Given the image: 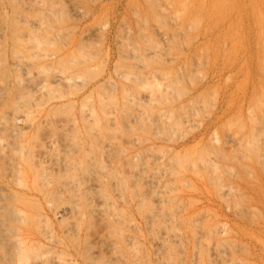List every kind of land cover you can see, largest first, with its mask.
Wrapping results in <instances>:
<instances>
[{"label": "rangeland", "instance_id": "374dc122", "mask_svg": "<svg viewBox=\"0 0 264 264\" xmlns=\"http://www.w3.org/2000/svg\"><path fill=\"white\" fill-rule=\"evenodd\" d=\"M0 196V264H264V0H0Z\"/></svg>", "mask_w": 264, "mask_h": 264}, {"label": "bare ground", "instance_id": "6f19581e", "mask_svg": "<svg viewBox=\"0 0 264 264\" xmlns=\"http://www.w3.org/2000/svg\"><path fill=\"white\" fill-rule=\"evenodd\" d=\"M32 41H33V40H32ZM34 42H35V41H34ZM16 52H17V51H16ZM14 53H15V51H14ZM16 54H18V53H16ZM18 55H19V54H18ZM20 55H21V54H20ZM16 56H17V55H16ZM21 56H22V55H21ZM17 57H19V56H17ZM15 58H16V57H15ZM21 59H22V58H19V61H20ZM16 63H17V62H16ZM17 64H18V63H17ZM60 76H61V75H60ZM60 76H59V77H60ZM56 77H57V76H56ZM66 78H67V77H66ZM17 79H18V78H17ZM17 79H16V82L19 83L20 81L18 82ZM58 79H59V78H58ZM19 80H20V79H19ZM69 80H70V79H69ZM61 81H62V80H61ZM73 82H74V81H73ZM68 83H69V82H68ZM70 83H72V82H70ZM148 86H149V85H148ZM150 88H151V87H150ZM153 88H154V87H153ZM153 88H151V89H153ZM147 90H148V89H147ZM149 91H150V90H149ZM149 91H148V92H149ZM11 98H12V97H11ZM12 100H14V99L12 98ZM14 101H15V100H14ZM15 106H16V105H15ZM15 106L13 105V107H15ZM13 107H12V108H13ZM17 109H18V108H17ZM15 110H16V108H15ZM15 110H14V111H15ZM88 110H89V109H88ZM85 111H86V109H85ZM89 111H90V110H89ZM87 112H88V111H87ZM85 113H86V112H85ZM85 113H84V114H85ZM141 113H142V112H141ZM86 114H87V113H86ZM16 115H17V114H16ZM13 116H14V115H13ZM89 116H91V115L89 114ZM14 117H15V116H14ZM17 117H18V116H17ZM86 118H87V116H86ZM88 118H89V117H88ZM12 119H13V118H12ZM18 120H19V119H18ZM12 121H14V119H13ZM13 126H14V124H13ZM15 126H16V125H15ZM15 126H14V127H15ZM106 142L108 143V141H106ZM109 143H110V142H109ZM105 147H106V146H105ZM64 162H65V161H64ZM69 163H70V162H69ZM65 164L68 165V161H67L66 163H64V165H65ZM70 165H72V164H70ZM95 166H96V165H95ZM97 166H98V164H97ZM62 167H63V166H62ZM44 168H45V167H44ZM64 169H65V168H64ZM38 170H39V169H38ZM41 170H43V168H41ZM44 170H47V169H44ZM44 170H43L42 172H44ZM65 170H66V169H65ZM32 172H33V170H32ZM38 173H41L40 170L38 171ZM38 173H37V174H38ZM44 173H45V172H44ZM38 175H39V174H38ZM38 175H37V177H38ZM41 175H42V174H41ZM41 175H39V176L43 179L44 177H42L43 175H42V176H41ZM44 175H45V174H44ZM45 176H46V175H45ZM32 178H33V177H32ZM34 178H35V177H34ZM37 179H39V178H37ZM46 179H47V178H46ZM48 179H49V178H48ZM70 179H71V180H74L73 177H72V178L70 177L69 179L67 178L68 181H67V180H66V181H67V182H70V181H71ZM15 180H16V179H15ZM17 180H19V179H17ZM40 180H41V179H39V182H40ZM43 180H45V179H43ZM69 180H70V181H69ZM41 181H42V180H41ZM66 181H65V182H66ZM75 181H76V180H75ZM75 181H74V182H75ZM42 182H43V181H42ZM67 182H66V184H67V186H68L69 184H68ZM48 183H49V181H48ZM60 183H61V182H60ZM63 183H64V182H63ZM72 183H73V182H71L69 186L75 185V184H72ZM40 184H41V182H40ZM66 184H65V185H66ZM59 185H60V184H59ZM59 185L57 184V186H59ZM62 185H64V184H62ZM43 186H44V185H43ZM43 186H42V187H43ZM60 186H61V185H60ZM40 187H41V186H40ZM72 187H73V186H72ZM74 188H75V186H74ZM74 188H73V189H74ZM75 189H76V188H75ZM50 192H51V191H48V194H49ZM53 194H54V193L51 192V195H48V197H49V196H50V197H51V196L53 197V196H54ZM75 194H76V192H75ZM8 196H10V195H8ZM0 197H1V196H0ZM6 197H7V196H6ZM54 197H55V196H54ZM73 197H74V195H73ZM11 198H12V196H11ZM11 198H10V199H11ZM0 199H2V198H0ZM46 199H47V198H46ZM51 199H52V198H49V201H50ZM53 199H54V198H53ZM11 200H12V199H11ZM7 201H8V200H7ZM12 201H14V200H12ZM16 201H19V199H18V200H15V202H16ZM49 201H48V202H49ZM52 201H54V200H51L50 202H52ZM16 203H17V202H16ZM0 207H1V206H0ZM7 207H9V206H7ZM10 207H11V208H10L11 210L14 209V207H12V206H10ZM4 208H6V207H4ZM17 208H18V207H17ZM71 208H72V207H71ZM73 208L75 209V207H73ZM7 209H8V208H7ZM7 209H6V210H7ZM15 209H16V207H15ZM1 210H4V209H1ZM75 210H76V209H75ZM4 211H5V210H4ZM7 211H10V210L8 209ZM0 212H1V211H0ZM13 212H17V216H16V214L14 213L16 217H14V216L12 215V216L14 217V219L17 218V217H19V214L21 215V218L24 217L23 214L18 213L17 210H14ZM13 212H12V213H13ZM19 212H20V211H19ZM3 213H4V212H3ZM3 213H1V214H3ZM8 213H9V212H8ZM8 213H7V214H8ZM3 216H4V214H3ZM5 217H7L6 213H5ZM5 217H4V219H6ZM8 217H9V215H8ZM10 218H11V216H10ZM10 218H9V220H10ZM21 218H20V219H21ZM7 219H8V218H7ZM14 219H13V220L11 219V220L14 221ZM17 219H18V218H17ZM17 219H16V220H17ZM1 220H2V218H1ZM22 220H23V219H22ZM22 220L20 221V223L22 222ZM6 221H7V220H6ZM0 222H1V221H0ZM17 222L19 223V220H17ZM23 223H24V222H23ZM5 226L7 227V225H2V224H1V226H0V229H1V230H0V231H3L2 228L5 227ZM6 227H5V228H6ZM11 227H12V226H11ZM3 229H4V228H3ZM9 229H10V228H9ZM12 229H13V228H12ZM12 229L10 230L11 232H12ZM16 230H18V229H16ZM16 230H14V231L16 232ZM8 231H9V230H8ZM8 231L5 230L4 232L7 233ZM10 231H9V232H10ZM18 231L20 232V229H19ZM4 232H2V233L0 232V233L5 235ZM9 232H8V235H9ZM11 232H10V233H11ZM1 234H0V235H1ZM12 234H13V233H12ZM8 235L6 234V236H4V237H7ZM2 236H3V235H2ZM12 236H13V235H12ZM14 237H17V236L14 235ZM14 237H13V239H14ZM19 237H20V235H19ZM0 238H1V237H0ZM1 239H3V238H1ZM15 239H16V238H15ZM5 240H6V239H5ZM5 240H2V241L0 240V243H1V242H2V243H5V242L7 243V240H6V241H5ZM3 241H5V242H3ZM9 241L12 242V240H8V242H9ZM23 241H24V240H23ZM23 241H22V242H23ZM15 242H17V241H15ZM15 242H14V243H15ZM19 242H21V241L18 240L17 244H18ZM22 242H21V243H22ZM24 242H25V241H24ZM9 243H10V242H9ZM14 243H13V244H14ZM13 244H12V245H13ZM3 245H4V244H3ZM3 245L1 244V249H2ZM7 245H8V244H7ZM7 245H6V246H7ZM9 245H11V244H9ZM9 245H8V247H9ZM12 245H11V246H12ZM18 245H20V243H19ZM33 245H34V244H33ZM4 246H5V245H4ZM6 246H5L4 249H3V250H5V251H6L5 248H7ZM15 246H17V245H14V247H12L13 250H14ZM35 246H36V245H35ZM35 246H34V247H35ZM18 248H19V247H17V249H18ZM23 248H25V247H23ZM23 248L20 247V249H18V251H17V249L15 248V250H14V251H16V252H15V253H16L15 257H16V256L18 257V260H17V261L15 260L16 262H18L19 260L22 262V259L24 258V256L26 257L27 253L30 252V251H29V250H30L29 246H28V248H27V249H29L27 253H25L23 250H21V249H23ZM31 248H32V246H31ZM7 249H8V248H7ZM9 249H10V247H9ZM10 250H11V249H10ZM37 250H39V248H38ZM40 250H41V249H40ZM40 250H39V252H42V251H40ZM11 251H12V250H11ZM11 251H10V252H11ZM25 251H27V250H25ZM6 252H8V251H6ZM39 252H37L38 255H41ZM0 253H1V251H0ZM3 253L5 254V252H3ZM32 253H34V252H32ZM35 253H36V252H35ZM7 254H9V252H8ZM25 254H26V255H25ZM28 254L32 257L31 253H28ZM9 255H10V254H9ZM29 255H27V256L29 257ZM34 255H35V254H34ZM0 256H1V254H0ZM5 256H6V255H5ZM10 256H11V255H10ZM17 257H16V258H17ZM31 257H30V258H31ZM36 257H37V256H36ZM7 258H9V257L7 256ZM10 258L12 259V256H11ZM10 258L7 259V260H9L10 262H13ZM16 258H15V259H16ZM38 258H40V257H38ZM26 259H27V258H26ZM34 259L36 260V258H34ZM23 260H24V259H23ZM4 261H5V260H4ZM36 261H37V260H36ZM7 262H8V261H7ZM23 262H24V261H23ZM25 262H27V260H25ZM32 262H33V261H32ZM3 263L5 264V262H3ZM42 263L44 264V262H42ZM42 263H41V264H42ZM6 264H7V263H6ZM14 264H15V263H14ZM16 264H21V263L19 262V263H16ZM22 264H24V263H22ZM25 264H26V263H25ZM30 264H31V262H30ZM32 264H33V263H32ZM35 264H36V263H35Z\"/></svg>", "mask_w": 264, "mask_h": 264}]
</instances>
